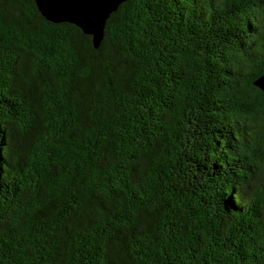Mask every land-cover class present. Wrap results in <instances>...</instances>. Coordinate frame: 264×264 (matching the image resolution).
Returning a JSON list of instances; mask_svg holds the SVG:
<instances>
[{"label":"trees","instance_id":"trees-1","mask_svg":"<svg viewBox=\"0 0 264 264\" xmlns=\"http://www.w3.org/2000/svg\"><path fill=\"white\" fill-rule=\"evenodd\" d=\"M263 75L264 0H0V264H264Z\"/></svg>","mask_w":264,"mask_h":264},{"label":"water","instance_id":"water-1","mask_svg":"<svg viewBox=\"0 0 264 264\" xmlns=\"http://www.w3.org/2000/svg\"><path fill=\"white\" fill-rule=\"evenodd\" d=\"M128 0H35L41 16L53 24H72L92 37L99 49L111 14ZM254 85L264 93V75Z\"/></svg>","mask_w":264,"mask_h":264},{"label":"clouds","instance_id":"clouds-1","mask_svg":"<svg viewBox=\"0 0 264 264\" xmlns=\"http://www.w3.org/2000/svg\"><path fill=\"white\" fill-rule=\"evenodd\" d=\"M259 167L262 175H264V163H260ZM250 183L252 185L251 190L245 189L249 199L255 198L256 195L264 196V181H251Z\"/></svg>","mask_w":264,"mask_h":264},{"label":"rangeland","instance_id":"rangeland-1","mask_svg":"<svg viewBox=\"0 0 264 264\" xmlns=\"http://www.w3.org/2000/svg\"><path fill=\"white\" fill-rule=\"evenodd\" d=\"M263 93V92H262ZM264 94V93H263Z\"/></svg>","mask_w":264,"mask_h":264}]
</instances>
